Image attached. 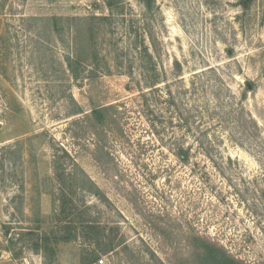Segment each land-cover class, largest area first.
<instances>
[{
    "label": "rangeland",
    "instance_id": "rangeland-1",
    "mask_svg": "<svg viewBox=\"0 0 264 264\" xmlns=\"http://www.w3.org/2000/svg\"><path fill=\"white\" fill-rule=\"evenodd\" d=\"M240 2L0 0V264H264Z\"/></svg>",
    "mask_w": 264,
    "mask_h": 264
},
{
    "label": "trees",
    "instance_id": "trees-1",
    "mask_svg": "<svg viewBox=\"0 0 264 264\" xmlns=\"http://www.w3.org/2000/svg\"><path fill=\"white\" fill-rule=\"evenodd\" d=\"M254 2V0H241L240 4L244 9H248L251 4ZM70 240V239H67ZM218 264H241L239 262L236 261H222L221 263L219 262Z\"/></svg>",
    "mask_w": 264,
    "mask_h": 264
},
{
    "label": "water",
    "instance_id": "water-1",
    "mask_svg": "<svg viewBox=\"0 0 264 264\" xmlns=\"http://www.w3.org/2000/svg\"><path fill=\"white\" fill-rule=\"evenodd\" d=\"M249 87H251V86H249Z\"/></svg>",
    "mask_w": 264,
    "mask_h": 264
}]
</instances>
